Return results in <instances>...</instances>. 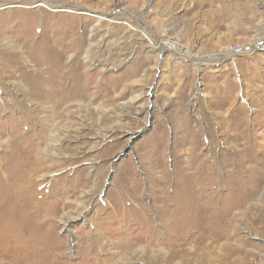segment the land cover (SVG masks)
Wrapping results in <instances>:
<instances>
[{"label":"rangeland","instance_id":"obj_1","mask_svg":"<svg viewBox=\"0 0 264 264\" xmlns=\"http://www.w3.org/2000/svg\"><path fill=\"white\" fill-rule=\"evenodd\" d=\"M263 43L264 0H0V264H264Z\"/></svg>","mask_w":264,"mask_h":264},{"label":"bare ground","instance_id":"obj_2","mask_svg":"<svg viewBox=\"0 0 264 264\" xmlns=\"http://www.w3.org/2000/svg\"><path fill=\"white\" fill-rule=\"evenodd\" d=\"M150 38H152V37H150ZM148 40V39H147ZM152 40V39H151ZM152 42H154L153 40H152ZM156 43L157 42H154V44H155V46H156ZM152 44V43H151ZM158 45V48H159V50H160V52H164V51H166V50H169V51H171V52H173L174 54L176 53V54H179V57H180V55H182V54H186V52H184V51H186V50H181L180 49V46H175V47H170V46H172V45H166V44H162V43H160V42H158L157 43ZM264 44V43H263ZM170 47V48H169ZM255 48V47H254ZM262 48V47H261ZM159 50H157V51H159ZM252 51V49H247V50H238L237 51V53L236 54H239V53H249V52H251ZM159 53V52H158ZM163 54V53H162ZM159 55V54H158ZM183 56V55H182ZM188 56V55H187ZM194 56V55H193ZM228 56H233V54H231V53H227V54H222V55H218L217 57H214V58H210V59H199V60H195L194 59V61H196L197 62V66H201V65H203L204 63L207 65V63H211V64H216V63H219V62H221L223 59H225L226 57H228ZM186 59H189L190 57H185ZM24 59V58H23ZM182 59V58H181ZM191 59V58H190ZM178 60V59H177ZM183 60V59H182ZM190 61V60H189ZM39 75H40V73H38ZM42 74H43V72H42ZM32 83V82H31ZM61 86V85H60ZM41 90V89H40ZM42 94H43V98H46L47 96H48V90L46 89V90H43L42 91ZM41 96V95H40ZM42 97V96H41ZM201 193V192H200ZM201 195V194H200ZM199 195V196H200ZM198 198V197H197ZM197 198H196V200H197ZM195 205V204H194ZM194 207V206H193ZM224 212V211H223ZM180 213H182L183 214V217H185V218H187L186 217V215L188 216V214L190 213V212H187L186 210H182V211H180ZM195 214V213H194ZM214 214V213H213ZM219 215V214H218ZM216 216V215H215ZM209 217V216H208ZM212 218H213V216H212ZM222 223V222H221ZM177 224L178 223H176V222H173V221H169L168 222V225H167V227H166V235H167V237H168V241L169 242H172L173 241V239H174V237H173V235H175L174 234V231H173V227H177ZM204 225V224H203ZM65 226H66V224H65ZM207 227H208V225H206ZM220 226H219V224H218V222L217 223H215L214 221H212V222H210V226L206 229V227H205V229L206 230H210V229H212V228H216L217 230H218V228H219ZM149 229V228H148ZM161 229V228H160ZM204 229V228H203ZM222 229V228H221ZM226 229H227V227H226ZM154 231H155V233H156V230L154 229ZM223 231V230H222ZM204 232V231H203ZM157 233L158 234H155L154 235V237H153V239H156L157 237H160V236H162V235H164V234H162V232H161V230H157ZM203 235V234H202ZM220 235V234H219ZM208 236H215V234H213V233H209V235H207V237ZM216 237V236H215ZM207 239V238H206ZM219 240V238L217 239V241ZM171 247H173V246H171ZM164 251V250H163ZM171 259V258H170ZM212 260V259H211Z\"/></svg>","mask_w":264,"mask_h":264}]
</instances>
